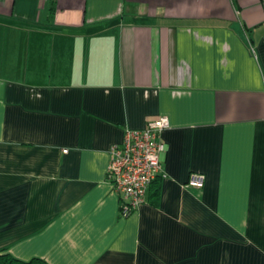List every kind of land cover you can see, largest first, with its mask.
Returning <instances> with one entry per match:
<instances>
[{"label":"crops","instance_id":"0c3cea01","mask_svg":"<svg viewBox=\"0 0 264 264\" xmlns=\"http://www.w3.org/2000/svg\"><path fill=\"white\" fill-rule=\"evenodd\" d=\"M161 116L123 217L109 150ZM0 253L264 264V0H0Z\"/></svg>","mask_w":264,"mask_h":264},{"label":"built area","instance_id":"2783aa9c","mask_svg":"<svg viewBox=\"0 0 264 264\" xmlns=\"http://www.w3.org/2000/svg\"><path fill=\"white\" fill-rule=\"evenodd\" d=\"M169 128L168 117L161 116L142 130H126L122 143L109 150L107 180L120 199L123 217L132 215L146 202L151 184L163 176L161 157L166 147L162 134ZM203 184L202 175L191 174L187 186L201 188Z\"/></svg>","mask_w":264,"mask_h":264},{"label":"trees","instance_id":"16d2710c","mask_svg":"<svg viewBox=\"0 0 264 264\" xmlns=\"http://www.w3.org/2000/svg\"><path fill=\"white\" fill-rule=\"evenodd\" d=\"M0 264H46V262L40 259H33L31 261L24 262L13 258L9 254L0 253Z\"/></svg>","mask_w":264,"mask_h":264},{"label":"bare ground","instance_id":"6f19581e","mask_svg":"<svg viewBox=\"0 0 264 264\" xmlns=\"http://www.w3.org/2000/svg\"><path fill=\"white\" fill-rule=\"evenodd\" d=\"M158 179V178H157Z\"/></svg>","mask_w":264,"mask_h":264}]
</instances>
